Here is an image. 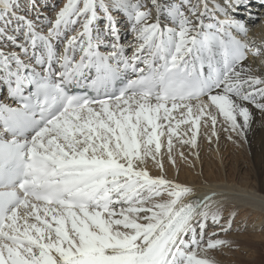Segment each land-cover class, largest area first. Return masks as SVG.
<instances>
[{
    "label": "snow or ice",
    "instance_id": "6c2138e0",
    "mask_svg": "<svg viewBox=\"0 0 264 264\" xmlns=\"http://www.w3.org/2000/svg\"><path fill=\"white\" fill-rule=\"evenodd\" d=\"M257 126L264 0H0V264H235L204 145Z\"/></svg>",
    "mask_w": 264,
    "mask_h": 264
},
{
    "label": "bare ground",
    "instance_id": "6f19581e",
    "mask_svg": "<svg viewBox=\"0 0 264 264\" xmlns=\"http://www.w3.org/2000/svg\"><path fill=\"white\" fill-rule=\"evenodd\" d=\"M208 147L207 144L204 145L203 156L208 158L212 156L213 159L207 161L206 167L209 169H206L205 174L218 177L219 179L215 180V183L227 185V187L220 189L224 196L228 197L229 200L242 203L241 198L246 191L264 192V129L257 126V130L250 136V142L241 148L228 144L223 136H221L219 153L215 151V145L211 146L212 151L210 152ZM220 154L224 157L223 162L219 158ZM204 160L203 157V164ZM212 164L216 167L220 164V167H218V170H214ZM244 166H247L248 169L247 172L242 173L241 168L243 169ZM223 171L228 173L224 174ZM169 174L174 175V172L170 170ZM180 178H185V171H181ZM245 209L256 213V215L258 214L259 219L261 218L262 214L259 206H245ZM254 236L255 239L247 238L241 248L242 250H252V253L255 254L253 257L248 258L237 251V256L231 257L227 261H235V264H264V254L260 250L264 246V232L261 235Z\"/></svg>",
    "mask_w": 264,
    "mask_h": 264
},
{
    "label": "rangeland",
    "instance_id": "374dc122",
    "mask_svg": "<svg viewBox=\"0 0 264 264\" xmlns=\"http://www.w3.org/2000/svg\"><path fill=\"white\" fill-rule=\"evenodd\" d=\"M204 157V164H203V167H204V171H206V169H209V168H207L206 166V164H207V161L209 162L210 160H212L213 158H212V156H209V158L208 157H206V156H203ZM242 165V164H241ZM240 165V166H241ZM210 166V165H209ZM212 166V168L214 169V170H218V167H220V164L219 165H217V167L214 165V164H212L211 165ZM247 169H248V167L247 166H244V168L242 169L241 168V172L242 173H245V172H247ZM224 172V174H226V173H228V172H226V171H223ZM245 210V212H249L247 209H244ZM251 213H252V215H253V217L256 219V224H257V228H256V230L254 231V232H251L250 234H248V236H247V238H249V239H255V236L254 235H261L263 232H264V228H262V227H260V219H259V216H257L256 215V213H253L252 211H250ZM259 240H263V239H259ZM262 248V247H261ZM261 251H262V253L264 254V246H263V248L262 249H260ZM236 252L237 251H235V252H230L229 254L230 255H227V256H221V257H219L220 259H222V260H230L231 259V257H234V256H237V254H236ZM238 252H240V253H242L243 254V256H247L248 258H251V257H253L255 254L254 253H252V250H249V249H241V250H239Z\"/></svg>",
    "mask_w": 264,
    "mask_h": 264
}]
</instances>
